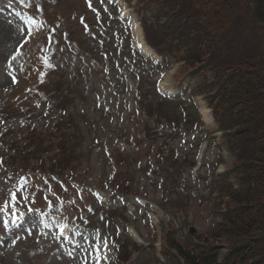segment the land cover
I'll return each mask as SVG.
<instances>
[{"label": "rangeland", "instance_id": "rangeland-1", "mask_svg": "<svg viewBox=\"0 0 264 264\" xmlns=\"http://www.w3.org/2000/svg\"><path fill=\"white\" fill-rule=\"evenodd\" d=\"M244 1L251 5V9L244 8ZM257 1L240 0L239 6L244 8L243 12L248 15L245 18L249 23L252 19L259 24L251 14L254 12V5L258 6ZM42 2L43 0H0V103L6 100L9 102L13 100L14 96L19 95V102L13 104L9 102L10 112L14 116L0 124V132L3 130L5 133L7 128H14L15 130H12L11 133L6 132L8 138L14 139L16 136L23 135L20 131L21 128L31 127L34 132L38 133L44 127H49V136L52 138L53 134L50 132H53V118L57 111L52 109L55 100L50 97L59 94V91L54 93L53 88L56 87V81L61 82L62 91L69 90L71 93L69 96L72 100L68 99L71 105L65 112H70L73 120L65 122L63 126L64 129H69L70 133L74 130L78 131L79 135L76 138L75 146L80 154L78 163L80 177L75 178L72 182L61 180L55 188L54 182H50L52 178L48 177L49 184L53 187V189H49L47 179L36 175L35 172L31 175L32 177L25 179L26 183L16 180L21 174H16L15 168H12L22 165L16 153H10L14 157L9 158L8 165L10 167L7 171L0 162V264H95V257L92 253L97 235L99 234L101 239L107 237L112 241L107 230H112L113 233L121 232L130 221L136 223L145 239L142 242L134 235L132 237L146 247L132 253L129 258L130 264H141L142 262L155 264L156 258H160L165 264H171L161 252V236L169 221L177 229L182 242L186 241L190 245H197L198 242L205 239L204 234H207L208 230L215 231L219 227L221 218L219 205L215 204L214 196H211V181L196 180L189 176L191 179L185 183L183 178L178 177L179 174L173 173L174 169L170 168L169 171L167 165L163 169L159 157L155 155L159 144L164 156H188L189 160L185 164L183 172L187 175L193 173L195 178L200 174L208 176V179L215 177L214 165L220 158L223 159V163L221 162L217 167L218 172H221L226 166H231L235 160L234 155L230 154L223 144L217 147V144L222 141L221 132L216 129L214 120L211 118L213 111L209 105L208 95L203 94L197 97L200 111L205 106L210 112L208 119L202 113L206 125L201 128L205 132L212 133L215 139L208 135V147L206 150L203 149L204 146L202 147L205 150V157L202 160L204 164L201 169L196 171L194 167H198V165L192 166V163L197 160L195 158L199 156L197 140L193 139V134L196 132L193 131L190 134L185 130H181V133H179L180 130L164 132L165 129L163 131L159 125H156L154 133L149 134L156 137L148 136L143 129L145 120L133 112L136 77L145 80V88H148L150 98L157 94L155 86L158 80L168 84L174 95L182 93V88L176 81L178 77L174 75L183 63L182 60L170 71L162 73L153 67L148 68L146 62L140 60V65L131 66L132 56L130 55L124 57L121 54L119 63L113 61L111 63L108 58L95 57L77 46L69 48L62 40L64 39L62 33L70 30L73 33V39L86 48L93 46L92 42L107 43L110 48L108 54L110 58L111 50L119 38L117 35L125 37L124 44L126 46L131 45L126 30L129 25L138 20L133 9L136 0L131 1L129 14L122 17L125 23L115 21L114 18L109 19L106 12L114 10H111L104 0H99L95 4L96 8H100L98 13L104 14L100 20H97L96 12L92 13L91 10H89L88 16L83 14L87 12L84 0H57L56 4L46 5L42 16L47 20L39 18L36 24L38 27L32 26L27 16L33 15V13L27 9V6L34 4L37 7ZM239 6L238 25L241 29L249 28L252 24L246 25L247 21L242 17V10ZM87 22L90 24L94 22L95 27L92 28L91 34H86L84 31ZM21 30H23V35H21ZM32 30H36V32ZM248 30H241V36L246 37L251 43L238 34H234L235 38L233 37V43L240 41L241 46L246 50L253 45L255 40ZM257 30L262 34L264 32L260 29ZM29 33L34 35L30 36ZM258 43L264 46V40ZM12 56H17V59L12 61L11 70L12 75L16 77V83L12 82V75L9 74L8 68ZM45 57L49 58L53 70L46 77H42L41 73L35 70L41 68L48 70L49 67L41 65L40 68H35V63L43 62ZM152 58L159 60L156 57ZM40 62L39 64H41ZM154 71L156 72L154 73ZM35 73L38 75L34 78ZM181 74L187 76L184 71ZM125 76L129 82L128 87L124 85ZM40 77L50 84L47 88L44 86L46 84L38 85L40 88L34 86ZM198 83V79L193 78L192 87L188 83L184 88L185 96ZM71 124L76 128L74 129ZM181 124L185 125L183 122ZM117 125H126L125 135H118L117 130L114 131L116 135L111 132L110 128ZM163 133L164 135L172 134L173 137L167 138ZM95 135L96 137H94ZM136 136H140L141 141L145 139L144 143L132 147V142H136L134 140ZM7 137H3V139ZM157 137L159 140L151 145ZM196 139H199L198 136ZM108 140V143L103 142ZM115 148L140 153V160L131 164L129 174L125 176L126 184L122 183L121 175L115 178L111 176L112 162L109 159H104L105 152L114 151ZM144 150L152 151L142 154ZM2 155L3 151H0V156L2 157ZM40 156L41 154L34 156L37 174L41 172L38 167L42 165L38 161ZM120 156L119 153H116L115 158L118 159ZM147 160L154 164L153 167L151 162L147 166ZM44 162L43 166L48 167L51 157L46 155ZM7 173L10 176H7ZM185 173L182 176L186 177ZM22 183H24V187L20 197L17 186ZM122 185L124 187H121ZM181 185L190 193L187 194L188 199L181 200L182 209L175 211L172 216L173 208L169 201L170 199L175 200L179 196ZM112 186H115V190L120 193L111 192ZM90 190L103 192L105 195L104 204L111 203L113 206H117L116 214L121 216L123 211L126 218L122 219V216L113 218L114 212L109 211L113 217L109 220L101 219L105 208L97 203V199ZM13 192L16 193L14 202L11 200ZM162 194H167V197L162 199ZM144 197L152 203L160 201L158 202L160 206L155 208L152 204L147 207L148 209L145 208L146 205L141 201H145ZM26 200H28V208L23 207ZM122 202L127 203L128 211ZM57 206H64L68 210L64 214L65 217L57 213L55 209ZM85 217H88L90 222V230L82 228ZM60 219H66L72 224L70 227L73 230H70V238H66V233L61 235V232L54 229L56 222ZM151 224L157 231V233L154 232L155 237ZM189 226H195L198 230L197 234L189 233ZM198 237L199 239H197ZM219 237L215 239L216 244L225 246L226 238ZM223 248L225 249V247ZM113 253L114 244L110 243L109 249L105 253L107 259H103L104 253V255L101 254L100 264H112L114 262L112 260ZM170 261L175 262L174 260Z\"/></svg>", "mask_w": 264, "mask_h": 264}, {"label": "trees", "instance_id": "trees-1", "mask_svg": "<svg viewBox=\"0 0 264 264\" xmlns=\"http://www.w3.org/2000/svg\"><path fill=\"white\" fill-rule=\"evenodd\" d=\"M239 3L240 0H138L137 3L148 42L166 61L183 60L176 74L180 82H188L192 77L198 79L195 90L208 95L217 126L224 132V143L235 156L234 163L224 173L216 174L210 183L211 193L216 192L213 197L216 205L219 208L222 205L219 227L215 231L208 230L205 239L197 245L182 242L172 224L164 230L162 254L175 261H169L171 264H264V46L258 43L264 40V32L257 30L264 31V25L254 12L251 16L259 24L252 19L249 23L243 11L246 7L251 9V5L244 1L243 8ZM238 6L246 25L253 26L239 27ZM89 27L85 29L91 33ZM247 29L255 40L246 50L240 41L233 43V37L234 34L241 36V30ZM242 38L251 43L246 37ZM96 48L92 53L100 56L107 51V46ZM116 48V55L125 51L121 43ZM182 71L187 76H183ZM60 86L57 83L58 91ZM148 92L144 82H137V113L145 117L143 129L148 134L154 133L156 125L177 129L182 122L185 126L199 124L197 110L189 102L159 96L150 98ZM60 96L55 106L59 111L70 105L64 94ZM56 119L50 132L52 138L49 129L40 133H31V129L26 132L24 144L12 140L7 142V147L6 142H0L1 148H11L21 160V168L15 170L17 173L33 170L32 156L41 154L38 161L49 174L66 179L77 175L80 154L75 142L79 134L77 130L70 133L63 126L72 121L73 116L60 113ZM148 119L156 124L149 123ZM46 155L51 157L48 167L43 166ZM106 157L112 155L106 154ZM164 162L182 170L187 158L182 162L176 158ZM188 193L189 190L183 188L175 200L170 199L171 207L182 209L181 200L188 199ZM219 236L226 238L227 247L221 262V250L214 244ZM117 241L118 258L125 262L131 256L130 241L127 238H117ZM155 264L164 263L156 258Z\"/></svg>", "mask_w": 264, "mask_h": 264}, {"label": "snow or ice", "instance_id": "snow-or-ice-1", "mask_svg": "<svg viewBox=\"0 0 264 264\" xmlns=\"http://www.w3.org/2000/svg\"><path fill=\"white\" fill-rule=\"evenodd\" d=\"M89 6H91V4H89ZM33 23H38L36 21H33ZM21 35H23V30H21ZM30 36L34 35L33 33H29ZM21 47H23V45H21ZM17 59V56H12L11 60L9 61V64H8V68H9V74L12 75V61H15ZM44 65L46 67H52L50 61H49V58L48 57H45L44 58ZM44 73H41V76H43ZM12 82L13 83H16L17 80H16V77L15 75H12ZM21 180L24 181V183H26V180L24 177H21ZM24 183H22L20 185V188H23L24 187ZM98 198H99V194H97ZM11 200L14 202L16 200V193L13 192L11 193ZM74 203V201H73ZM7 206V205H6ZM31 210V209H30ZM89 211H91V209H89ZM63 229H61V235H63ZM68 238V237H66ZM13 243H15V241H13ZM110 243H114V241H110L109 238L105 237L103 239L100 238L99 234L97 235L96 237V240H95V243H94V246H93V253L92 255L95 257V264H100V260H101V253H106L107 250L109 249V244ZM86 251V250H85ZM69 255H71V253H69ZM103 259H107V256L106 254L103 256Z\"/></svg>", "mask_w": 264, "mask_h": 264}, {"label": "bare ground", "instance_id": "bare-ground-1", "mask_svg": "<svg viewBox=\"0 0 264 264\" xmlns=\"http://www.w3.org/2000/svg\"><path fill=\"white\" fill-rule=\"evenodd\" d=\"M124 10L126 11V7H124ZM127 13V11H126ZM135 33L136 35L138 36L139 38V42H141V48L143 51H145V53H148V54H153L154 51L147 45L145 44L142 40H141V37H142V31H141V28L139 26L138 23L135 22ZM204 113H207L205 109H203ZM63 227L65 228V224H63Z\"/></svg>", "mask_w": 264, "mask_h": 264}, {"label": "water", "instance_id": "water-1", "mask_svg": "<svg viewBox=\"0 0 264 264\" xmlns=\"http://www.w3.org/2000/svg\"><path fill=\"white\" fill-rule=\"evenodd\" d=\"M259 7L255 6L256 14L263 20L264 22V0H258ZM191 232L195 233L197 230L194 226L190 227Z\"/></svg>", "mask_w": 264, "mask_h": 264}]
</instances>
